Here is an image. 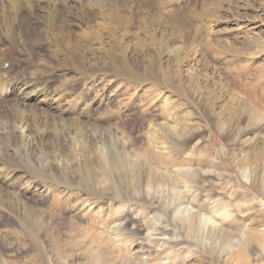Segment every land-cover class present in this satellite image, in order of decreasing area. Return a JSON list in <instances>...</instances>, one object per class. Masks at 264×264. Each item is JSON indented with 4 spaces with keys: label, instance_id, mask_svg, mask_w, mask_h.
<instances>
[{
    "label": "rangeland",
    "instance_id": "374dc122",
    "mask_svg": "<svg viewBox=\"0 0 264 264\" xmlns=\"http://www.w3.org/2000/svg\"><path fill=\"white\" fill-rule=\"evenodd\" d=\"M118 1L134 2L139 5L138 21H136L134 25L136 28L132 29V32L139 41L140 38L143 40L140 43L132 38L134 41L130 42V56L138 61L137 65H140L139 62L143 64L138 67L134 62V66L142 69L140 72H144L145 68L150 71V80L127 81L109 73L82 82L73 65L65 63L55 66L45 65L44 59L49 56L47 49L40 50L39 62L31 63L26 59L21 71L25 81L44 82L48 91L54 95L61 91L63 98L59 112L55 111L52 114L61 116V119L66 121L63 124H67L68 127L74 126L78 122L87 133V139L78 137L75 132L70 130V134L67 136L64 134L62 144L69 141L71 153L69 151L61 153L60 147L52 144L53 136H49V141H44V144L47 143L46 145L38 140L44 131L52 133L54 122H56L53 119L50 120L48 126L45 123L38 127L31 126L29 131L22 129L18 123L11 127H0V133L15 132L22 136L18 148L10 147L8 149L10 156L16 157L18 151L22 157L31 154L29 157L36 168L43 171L50 167L59 168L57 171L64 183L60 187H53L52 190H56V192L46 191L42 186H33L30 189L20 186V192H24L23 200L27 206L53 222L50 234L43 238L48 247L47 258L49 261L52 257L54 260L60 258L66 248L72 250L73 247H76V250L70 253L72 256H79L87 248L95 247L94 249L103 251L110 258V264H155L161 258H163L162 264H196L198 259L213 261V256L216 254L213 253V245L210 244V241L202 244L201 240L195 238L194 234H190L187 230L189 225L187 220L174 219L166 214V207L170 203L166 199L171 195L194 193L196 188L193 185L181 184L174 190L168 186L155 189L145 188L144 191L128 192L124 190L121 195L125 200L120 203L93 199L83 191L88 188L87 184H90L87 175L84 174L86 169H84L83 148L89 138L97 137L98 143H95V147L92 149L94 152H91L93 155L99 154L105 157L107 155L105 140L108 142L117 141L120 148H125L133 160L137 155L151 151L153 154L150 152L149 154L154 165L163 164L164 169L161 166L160 170L168 171L174 178H177L179 172L198 169L202 173V177L196 178V182L198 186L205 185L207 192L222 193L228 199H231L232 191L239 193V198L232 199L229 213L238 219L240 229H245L246 225L257 221L261 212L264 211V202L255 200L257 192L252 189L250 170L247 168L242 174L235 165L241 156L252 157L254 154L259 155L257 164L263 161L264 145L260 142L264 138V133L258 136L235 134L225 140L215 119L213 120L199 105V100L186 97L185 93L188 94V90L187 92L184 90L188 84L187 81L192 77H197L203 86L210 84L221 91L214 108L217 119L219 117L230 118L226 114L236 113L235 109L239 102L245 107L251 105V101L246 99L244 94L240 93L236 85L231 82L224 63L226 58L230 59L232 50L238 51L242 54L238 64L241 66L247 64L249 67L248 74L241 75L240 81L245 83L262 82L259 77L264 76V49L262 52V49H259V46L255 44L247 50L246 44L254 40L264 48V0ZM146 13L155 16L159 13H166V20L158 25L148 23L144 26L142 23L144 20L140 17ZM202 15L208 18L206 23L200 21L199 17ZM175 17L189 19L199 31V42L203 41L202 44H205L209 37L216 45L220 43L226 49L225 57L220 60L207 55V57L192 56V60L187 66L181 61L168 64L169 55L162 43L178 39L183 29L181 23L171 20ZM143 26L148 31L157 30L156 37H160V39L148 42L142 33V28L145 29ZM79 39L81 40V38ZM161 39L163 40L160 41ZM176 57L180 60L182 56L177 54ZM108 61L105 59L106 68H109ZM91 64L94 65V62ZM258 88L259 90L264 89V83ZM32 89L39 90V88L32 87L28 91L32 92ZM203 97L205 98V95ZM239 114L241 115V112ZM109 115L112 117L109 122L104 121V118ZM238 118V115L232 117V119ZM238 124V128L244 130L252 123L244 121ZM166 125L186 128L188 133H191L187 137V142L181 145L179 143L182 141L181 138L167 137L157 140L156 145L154 141L151 143L149 134L153 133L155 136L157 134L159 136L161 132L158 129ZM59 126V129H62L61 125ZM224 130L225 127H223V132ZM190 135L191 138H189ZM30 144L35 148L34 152L29 149L31 148ZM38 144L40 145L38 146ZM146 147L150 150H147ZM44 150L45 153H43ZM167 156L172 157L177 163L168 166L166 171ZM206 156L219 159L224 164L226 173L217 177L211 175L210 163L203 162L200 166V160L206 159L204 158ZM75 171L78 175L74 174ZM15 174L5 177L6 181H9L6 184L10 186L14 182L19 181L18 184L21 182L22 174ZM70 181H72L70 189H67ZM231 182L234 183V186H231ZM89 188L91 187L89 186ZM210 204L211 202H207L203 205L204 207L207 205V215H218L221 209L214 211V209H210ZM161 206L163 210H157ZM0 212V238L10 240V236L15 235V231H17L16 218L8 211L1 210ZM165 214L168 217H165ZM259 228L264 231V226ZM112 230H117V234L112 235ZM166 240L187 243L176 249L175 253L164 254L166 251L164 241ZM219 244L216 243L215 251L220 250ZM257 247L254 251H247L251 256V264L264 263V247L261 245H257ZM6 249L2 256L4 264H8L7 261L18 262V264H34V253L29 252L28 246L25 244L21 243L14 248L8 246ZM190 251L198 253V255L185 261V255ZM74 260V264H85L83 258L77 257Z\"/></svg>",
    "mask_w": 264,
    "mask_h": 264
},
{
    "label": "bare ground",
    "instance_id": "6f19581e",
    "mask_svg": "<svg viewBox=\"0 0 264 264\" xmlns=\"http://www.w3.org/2000/svg\"><path fill=\"white\" fill-rule=\"evenodd\" d=\"M138 7L139 5L134 2L125 3L118 0H0V127H11L13 124L18 123L22 129L29 131L32 127H38L44 123L48 126L50 120L53 119L56 121L53 126L54 130L52 133L44 131L40 134L39 142L46 145L47 143L44 144V141H49V136H53L54 141L52 144H55L56 147L59 146L61 153L67 151L71 153L69 141L62 144L64 134L67 136L72 130L78 137L86 138L87 133L78 122L74 126L68 127L67 124H63L66 121L62 120L61 116L52 114L55 111L59 112L63 98L62 92L58 91L54 95L48 91V87L44 82H38L35 79L36 82L25 81L21 73L22 67L27 61L26 59L30 60L31 63L38 61L40 50L47 49L49 56L44 59L45 65L55 66L61 63L73 65L82 82L109 73L127 81L143 82L150 80V71L145 68L143 69L144 72H140L142 69L138 67L143 64L139 62L140 65H137L138 61L130 56L132 38L139 41L138 37L132 32V29L136 28L134 26L136 21H138ZM165 15L166 13H159L156 16L146 13L140 18H143L144 21H141L144 26L148 23L158 25L164 23L166 20ZM199 18L201 22L205 23L208 19L203 15ZM171 20L181 23L184 30H181L179 38L173 42L164 41L162 43L169 55L168 64L181 61L182 64L187 66L190 64L192 56H209L220 60L225 57V47H222L220 43L216 45L210 37L207 38L205 44H202L203 41L199 42L200 33L189 19L175 17ZM142 33L148 42L160 39V37H156L157 30L153 32L142 28ZM141 40L143 39L140 38ZM255 44L263 52L262 45L254 40L246 44L247 50ZM231 52L230 59L227 60L226 58L224 63L226 71L231 77V82L236 85L240 93L244 94L246 99L251 101V105L245 107L239 102L235 109L236 113L229 112V114H226L230 118L219 117L220 122L215 116L214 108L221 91L210 84L203 86L197 77H192L187 81L188 84L184 92L188 90V94L185 93L186 97L189 96L199 100V105L205 109V112L213 120L215 119L216 125L220 126L219 128L225 140L230 139L235 134L258 136L264 133V89L259 90L258 88L259 85L264 83V76L259 77L262 82H241L240 76L247 75L249 67L247 64L243 66L238 64L242 56L240 52L233 50ZM177 54H181L180 60L177 59ZM105 59L109 60V68L104 65ZM91 62H94V65ZM134 62L138 67L134 66ZM146 66L148 65L146 64ZM15 71L17 72L15 73ZM32 87L39 88V90L32 89V92L28 91ZM203 95H205V98ZM233 100L236 102L235 99ZM234 101L231 102L234 103ZM4 113L6 114L4 115ZM42 115L43 117H40ZM236 115L239 118L232 119ZM111 118V115H109L104 118V121L109 122ZM244 121L252 124L241 130L238 128V123ZM57 124L61 125L62 129H59L60 126ZM223 127H225L224 132ZM158 131L161 132L159 136L158 134L156 136L153 133L149 134L151 143L154 141L155 145L157 140H163L167 137L181 138L182 141L179 143L182 145L187 142V137L191 134L188 133L186 128L180 126H161ZM21 138L22 136L15 132L0 133V211L4 210L12 213L16 218L15 226L17 228L15 235L10 236V240L0 238V264H4L2 256L7 250L6 247L14 248L21 243L28 246L29 252L34 253V264H74L73 261L77 257L83 258L85 264H110V258L103 251L94 249L95 247L87 248L79 256L70 254L73 250H76V247H73L72 250L66 248L63 254L60 255L62 259L56 258L54 260L52 257L51 261L48 260V247L43 238L50 234V230L53 229V222L26 205L23 200L24 192H20V186L27 189L33 186H42L46 191L56 192V190H52L53 187H60L64 183L58 174L57 169L59 168L50 167L43 171L35 167L34 162L29 157L30 153L29 156L27 155L28 157H22L20 151L17 152L16 157L8 154L10 147L18 148ZM189 138H191V135ZM96 140H98L97 137L95 139L89 138L83 148L84 169H86L84 174L87 175L90 181V184H87L88 188L91 187L83 191L88 196L102 202L120 203L125 200L121 195L124 190L128 192L144 191L145 188L155 189L164 186L174 190L181 184L193 185L196 188L194 193L171 195L170 198L166 199V201H170L166 207V214L174 219L187 220L189 222L187 230L190 234H194V237L201 240L202 244L209 240L210 244L213 245V253L216 254L213 256V261L198 259L196 264H251V256L248 255L247 251L256 250L257 245L264 247V231L259 228L264 226V211L261 212L257 221L246 225L245 229H240L238 219L229 213L232 199L240 197L236 191L231 192V199H228L222 193H209L205 185L198 186L196 182V178L202 177V173L198 169L179 172L177 178H174L167 171L168 166L177 163L172 157L167 156L168 158L165 161L167 172H164L160 170L163 168V164L154 165V161L149 154V152L153 154L151 151L137 155L133 160L125 148H120L117 141L108 142L105 140L107 145V155L105 157L99 154L93 155L91 152H94L92 149L95 147ZM260 143L264 145V138ZM29 149L35 151L34 147ZM148 149L150 150V148ZM43 153H45V150ZM258 156V154H254L252 157L241 156L235 167L241 173L247 168L250 170L252 189L257 192L255 200L263 203L264 159L260 164H257ZM204 158L206 159L200 160V166L203 162L210 163L212 167L211 175L221 177L226 173V168L219 159L212 156ZM15 173L22 174L20 185L18 181L13 184L10 183L9 186L6 184L9 181H6L5 177H10ZM74 174L78 175L77 171ZM71 183L72 181L69 182L67 189H70ZM231 186H234V183ZM207 202H211L210 209H214V211L215 209H221V212L215 216L207 215V205L203 206ZM150 203H153V201H150ZM160 208L157 210H163L162 206ZM177 231L180 232V230ZM111 232L112 235L117 234V230ZM186 243L166 240L164 241V245H166L164 254L175 253L176 249ZM216 243H220V250L215 251ZM195 255H198V253L188 252L185 255V261L190 260ZM162 262L163 258L155 264H162ZM6 263L18 264V262L9 261Z\"/></svg>",
    "mask_w": 264,
    "mask_h": 264
}]
</instances>
